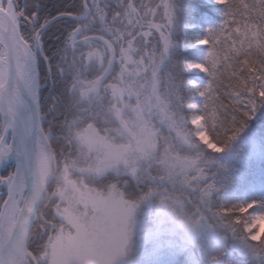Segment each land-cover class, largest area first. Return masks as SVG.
<instances>
[{
  "label": "snow or ice",
  "instance_id": "snow-or-ice-1",
  "mask_svg": "<svg viewBox=\"0 0 264 264\" xmlns=\"http://www.w3.org/2000/svg\"><path fill=\"white\" fill-rule=\"evenodd\" d=\"M0 264H264V0H0Z\"/></svg>",
  "mask_w": 264,
  "mask_h": 264
}]
</instances>
